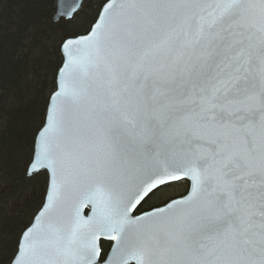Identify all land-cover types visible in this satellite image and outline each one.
I'll return each instance as SVG.
<instances>
[{
  "label": "snow or ice",
  "instance_id": "6c2138e0",
  "mask_svg": "<svg viewBox=\"0 0 264 264\" xmlns=\"http://www.w3.org/2000/svg\"><path fill=\"white\" fill-rule=\"evenodd\" d=\"M59 53L26 166L47 188L0 264H264V0H95Z\"/></svg>",
  "mask_w": 264,
  "mask_h": 264
},
{
  "label": "trees",
  "instance_id": "16d2710c",
  "mask_svg": "<svg viewBox=\"0 0 264 264\" xmlns=\"http://www.w3.org/2000/svg\"><path fill=\"white\" fill-rule=\"evenodd\" d=\"M54 7L55 0H0V237L9 244L44 197L47 175L27 176L26 166L55 89L60 41L83 30L95 0L70 25L52 21Z\"/></svg>",
  "mask_w": 264,
  "mask_h": 264
},
{
  "label": "flooded vegetation",
  "instance_id": "af4514ba",
  "mask_svg": "<svg viewBox=\"0 0 264 264\" xmlns=\"http://www.w3.org/2000/svg\"><path fill=\"white\" fill-rule=\"evenodd\" d=\"M180 182H173L172 184H170L167 187H164L162 189H160L159 191H157L154 195H152L149 199H147L144 203H142L139 208L137 209L135 214H139L143 211H149L151 210L153 207H157V206H162L164 202H166L169 198H175L177 195H169L166 197H163L162 191L164 189H172L173 192L170 193H174V188H176V186H178ZM178 197V196H177ZM105 244H107V241H104Z\"/></svg>",
  "mask_w": 264,
  "mask_h": 264
},
{
  "label": "rangeland",
  "instance_id": "374dc122",
  "mask_svg": "<svg viewBox=\"0 0 264 264\" xmlns=\"http://www.w3.org/2000/svg\"><path fill=\"white\" fill-rule=\"evenodd\" d=\"M186 188H187V185H186V182H182V183H179L178 186H176V188H174V193H170V192H173L172 189H164L162 191V194H163V197H166V196H169V195H177V196H181L185 193L186 191ZM176 196V197H177Z\"/></svg>",
  "mask_w": 264,
  "mask_h": 264
},
{
  "label": "water",
  "instance_id": "95a60500",
  "mask_svg": "<svg viewBox=\"0 0 264 264\" xmlns=\"http://www.w3.org/2000/svg\"><path fill=\"white\" fill-rule=\"evenodd\" d=\"M55 4H56V0H55ZM53 21V20H52ZM53 22H55V21H53ZM55 90V89H54ZM53 90V91H54ZM52 91V92H53ZM51 92V93H52ZM50 93V94H51ZM49 97H50V95H49ZM49 97H48V100H47V105H46V109H45V114H44V120H43V124H42V126L39 128V130L43 127V125H44V123H45V118H46V114H47V108H48V104H49ZM38 130V131H39ZM38 131H37V133H38ZM37 133H36V135H37ZM36 135H35V137H34V139L36 138ZM26 175L27 176H33V175H29L27 172H26ZM188 182V181H187ZM47 183H48V181H47ZM189 183V182H188ZM46 188H47V184H46ZM46 190V189H45ZM45 194V193H44ZM44 198V197H43ZM176 198H179V197H176ZM163 206V205H162ZM90 211V209H85V214H87L88 212Z\"/></svg>",
  "mask_w": 264,
  "mask_h": 264
}]
</instances>
